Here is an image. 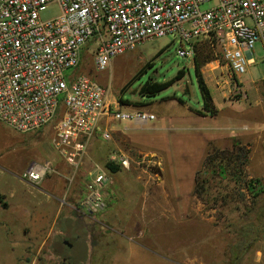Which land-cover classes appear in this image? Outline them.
I'll return each mask as SVG.
<instances>
[{"label": "rangeland", "instance_id": "374dc122", "mask_svg": "<svg viewBox=\"0 0 264 264\" xmlns=\"http://www.w3.org/2000/svg\"><path fill=\"white\" fill-rule=\"evenodd\" d=\"M213 6L204 4L201 10ZM60 14V7L53 5L41 13V18L51 20ZM189 46L173 35L154 39L115 57L101 72L94 65V50L83 51L79 67L68 70L67 76L87 74L107 90L112 109L148 111L156 114L157 119L144 127L110 120L112 139L107 141L97 134L77 170L57 150L50 151L43 143L31 140V134L16 133L0 123V160L11 165L0 166V264H14L13 255L23 254L21 245L14 253L11 251L13 237L19 239L24 228L37 216L54 219L57 211L60 216L54 229L60 242L69 241L68 235L75 237L81 231H76V227L83 229L88 223L93 230L92 240H86V227L81 238H77L78 234L74 238L75 264H263L264 236L250 247L242 248L237 230L240 225L254 223L256 215L264 212V193L257 196L256 189L242 186L234 195L231 185L229 204L224 206L225 199L213 205L218 195L215 190V195L206 197L208 203L195 196L193 190L196 172L208 147L231 150L237 142L250 145L254 137L264 138V104H261L264 101V47L261 42L255 44V64L240 78L229 73L221 53L212 47L214 54L201 68L218 109L217 116L211 117L198 113L203 108V98L195 72V57L177 55L180 47ZM149 64L152 66L129 85ZM182 70L184 77L176 79L157 97L143 101L137 94L149 79L170 82ZM120 98L127 103H121ZM153 106L156 107L152 109ZM52 133L54 137V128ZM123 153L130 159V168L111 173L107 169L111 157ZM50 160L53 164L50 179L38 185L22 179L33 162ZM63 162L66 171L57 173V165ZM245 169L247 181L259 179L264 185V166L258 172L254 171V163L251 171L248 166ZM101 171L107 180L98 190L111 196L110 208L104 201V207L93 216L88 214L86 206L80 209L82 216L70 208V200H58L44 193L53 186L58 188L63 178L68 190L80 184L89 194V185ZM170 200L178 220L171 232L166 211ZM4 204H8L7 208ZM61 250L66 255L71 253L66 247Z\"/></svg>", "mask_w": 264, "mask_h": 264}, {"label": "built area", "instance_id": "2783aa9c", "mask_svg": "<svg viewBox=\"0 0 264 264\" xmlns=\"http://www.w3.org/2000/svg\"><path fill=\"white\" fill-rule=\"evenodd\" d=\"M208 3L215 6L202 11ZM53 5L60 16L44 21L41 13ZM169 35L190 44L179 57L193 59L198 42L217 48L240 78L255 64V44L264 47V0H0V123L20 134L54 123V147L78 168L96 134L112 139L110 120L144 127L157 116L112 109L100 83L66 72L79 67L84 50H94L101 72L115 57ZM111 162L130 168L124 153ZM52 171V163L34 162L22 179L38 185ZM101 172L82 205L88 213L104 207ZM261 257L264 264V250Z\"/></svg>", "mask_w": 264, "mask_h": 264}, {"label": "trees", "instance_id": "16d2710c", "mask_svg": "<svg viewBox=\"0 0 264 264\" xmlns=\"http://www.w3.org/2000/svg\"><path fill=\"white\" fill-rule=\"evenodd\" d=\"M214 54V49L207 42H198L196 56L194 59L195 72L198 79V83L202 92L203 108L198 111L200 115L216 117L218 109L216 108L212 93L207 86L201 68L204 63ZM152 64L144 67L134 78L129 85H132L139 77L145 72L147 67H151ZM185 75V71H180L179 75L175 80L170 82L160 83L153 79H149L141 85L137 94L142 98L143 101H149L152 98L157 97L161 92L172 86L176 79H181ZM125 92V90H124ZM123 92V93H124ZM121 103H127L126 100L120 98ZM251 150L248 145H243L239 142L233 145L231 150L218 149L216 147H208L206 156L202 162V166L198 172H196L194 179V190L193 194L202 199L204 203H208L206 197L212 196L213 190L218 194L215 196V205L219 201L225 199L224 206H228L229 202L227 199L230 198L228 189L233 186L232 194L236 195L237 191H240V187L246 186V188L256 189L255 195L264 193V185L258 179L246 180V167L248 166L249 157ZM107 169L116 174L121 171L122 167L112 162L107 164ZM238 189V190H237ZM227 192V194H224ZM238 193V192H237ZM215 195V194H213ZM223 202V201H222ZM210 203V202H209ZM256 206V203L254 207ZM238 235L240 241V247L248 248L254 242L258 241L264 236V212H259L256 215L254 223L238 226Z\"/></svg>", "mask_w": 264, "mask_h": 264}, {"label": "crops", "instance_id": "0c3cea01", "mask_svg": "<svg viewBox=\"0 0 264 264\" xmlns=\"http://www.w3.org/2000/svg\"><path fill=\"white\" fill-rule=\"evenodd\" d=\"M261 104H264V101ZM155 107L156 106H153L152 109ZM52 128H54V123L38 131L39 133L37 134H31L30 135L31 140L38 141L41 144L43 143L50 151L52 150L56 151V148L54 147L53 144ZM248 146L251 150L249 162H248V170L251 171L250 170L251 164L254 163V171H256L257 169L264 166V138H262L261 140L260 138L254 137L251 144L250 145L248 144ZM253 158H255V161L253 160ZM7 162H3L2 160H0V166L6 168L11 166L9 164H6ZM47 162L52 163L51 160ZM65 165H66L65 162L58 164L57 168L55 169L56 172L57 173L65 172L66 171ZM75 169L77 170L78 168L76 167ZM46 179H50V176H47L44 180ZM62 179H60L61 185L58 188L56 186H53V188L51 187L49 191L45 189L44 193L48 194L49 197L56 199L58 198V200L64 198L66 199V201L70 200L69 201L70 208L72 210L77 211L78 213H81V215L83 216L84 214L80 212V209L83 203L86 202L88 194L86 193V191L82 190L80 184H75L70 188V190H68L66 181L64 180L62 181ZM120 187L121 189H123L122 186ZM103 196H104V201L108 203V205L105 204L106 207L110 208L109 203L111 196L108 197L107 194H104ZM4 206L7 208L8 204H4ZM166 211H167V221L169 222L168 230L171 232L174 229V225L176 221H178L176 218L177 217L176 208L174 203L171 202V200L167 203ZM88 214L92 215V213H88ZM59 216H60L59 211H57L54 219H50L44 215L37 216L35 219H33V223L31 224L32 226L30 225L24 228L23 235L19 239H16L15 237L11 239L10 245H11V251L13 253L15 252L18 245H21L23 249L22 255H16V256L13 255L14 264H70V263L75 264L74 262L75 258L73 257L74 254L76 253V248L75 245L73 244L75 242L74 238H76L77 234H78L77 238H81V235L83 234L85 227L87 232V238H86L87 241L93 239L94 233L93 230L89 228L90 225L88 223L83 226L84 227L83 229L73 226L76 227V231L77 229L81 231H78L75 237L74 236L71 237L70 235H68L71 239L69 241H65L64 243H62L60 242L59 239H57V235L59 234H57L54 229L55 222L59 218ZM77 219L80 221L82 220L80 217H77ZM64 247H66V249L68 248L69 250H71V253L69 255L68 254L66 255L65 254L66 252H64V250H61V248ZM92 251L93 249L91 250L90 253H92Z\"/></svg>", "mask_w": 264, "mask_h": 264}]
</instances>
